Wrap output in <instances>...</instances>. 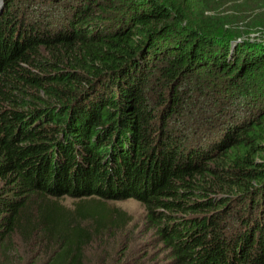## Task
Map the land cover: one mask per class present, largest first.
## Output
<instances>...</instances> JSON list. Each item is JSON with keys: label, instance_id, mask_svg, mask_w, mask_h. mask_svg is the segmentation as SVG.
Wrapping results in <instances>:
<instances>
[{"label": "trees", "instance_id": "16d2710c", "mask_svg": "<svg viewBox=\"0 0 264 264\" xmlns=\"http://www.w3.org/2000/svg\"><path fill=\"white\" fill-rule=\"evenodd\" d=\"M124 197L264 264V0H0V264H136Z\"/></svg>", "mask_w": 264, "mask_h": 264}, {"label": "rangeland", "instance_id": "374dc122", "mask_svg": "<svg viewBox=\"0 0 264 264\" xmlns=\"http://www.w3.org/2000/svg\"><path fill=\"white\" fill-rule=\"evenodd\" d=\"M43 13L47 16V12ZM74 200L69 193H65L59 198V203L70 206ZM108 203L124 212L120 227L129 242L131 259L136 264H173L171 248L156 232V224L149 218L143 202L134 197H124Z\"/></svg>", "mask_w": 264, "mask_h": 264}]
</instances>
